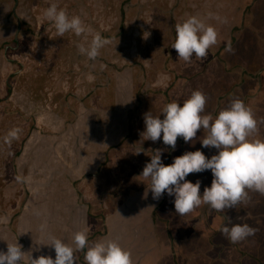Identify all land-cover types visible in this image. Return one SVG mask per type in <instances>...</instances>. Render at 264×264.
Listing matches in <instances>:
<instances>
[{
    "label": "rangeland",
    "instance_id": "374dc122",
    "mask_svg": "<svg viewBox=\"0 0 264 264\" xmlns=\"http://www.w3.org/2000/svg\"><path fill=\"white\" fill-rule=\"evenodd\" d=\"M260 1L264 11V0ZM52 4L65 9L70 16H80L90 29L84 35L88 39L86 45L91 42L96 33L111 38L112 43L100 51V57L103 60L102 71H110L108 66L114 62H117L114 63L116 65H122L126 62L124 56L135 54L134 59H137V54H140L138 58L144 60L143 56L147 55L148 62L146 64L149 63L151 66H144L147 71L155 72L159 69L161 70L159 72H164L162 68L169 69L170 75L166 71L164 73L167 77L166 81H169L170 76L172 79L177 77L178 84L192 81L193 88L197 90L208 88L210 77L211 81L224 77L218 82L220 86H223V94H225V87L229 83L232 85L231 82L236 81L237 78L226 73L224 76L209 75V61L213 59L209 56L210 52H216L221 45L227 44L228 33L233 26L246 24V37L242 38L238 32L236 34L238 42L231 49L229 55L220 60L227 63L228 66H234L237 64L240 54L241 56L245 55L246 66L252 65L250 61L258 49L254 42L255 37L252 29L255 25L259 28L264 24V19H260V15L256 16L253 21H248L249 18L247 21L241 20L244 8L249 4L259 5V0H0L1 180L3 179L2 174L11 171L13 154L18 149L19 141L22 140L20 137L26 131L33 129L34 126V131L31 132V135L34 136L31 141L28 139L29 142L27 141L25 144L28 148L23 160L28 165L30 157H34L35 151H37L35 145H47V139L54 138V135H61L54 130H62L63 119H67V115L71 117L72 112H77L78 105L74 102L75 95L79 99L90 90L89 88H79L80 85L72 86L79 80L82 81L83 77L79 79L67 78V71L62 68L70 67L72 69V61L69 58L66 59L67 67L60 65L55 68L52 65L56 66V61L51 64V60L48 58L54 51L61 54L63 50H70L67 45H69L71 36L76 41L78 40L74 33H65L62 37L57 35L53 22L48 20L45 15V10ZM259 6L257 7L259 8ZM210 13L214 15L210 16ZM191 16H196L206 25L215 27L218 32V42L209 49L207 57L196 58L194 56L190 62H185L182 59L179 60L178 54L172 46L176 40L175 25L184 22ZM217 16L220 19H216ZM46 36H50L48 46L42 45L41 39ZM16 37H18L17 43L14 42ZM146 52L148 53L146 54ZM65 55L69 56L68 53ZM168 56L171 57L168 58ZM260 59L264 66V46ZM46 67L50 68L49 74L46 73ZM224 69L226 72V68ZM68 74H70L69 77H73L72 72H68ZM48 75L53 78V83L49 85L46 81ZM226 79L229 83H224ZM129 81V76L118 79V82L124 84ZM101 82H105L104 77ZM8 85L11 87L10 90L6 88ZM177 85L171 93L172 97L176 98L178 97L176 93H179L182 88ZM46 86L47 89H45ZM253 87L254 85H251L248 89L251 94L260 90ZM250 103L252 101L248 100V106L253 107ZM104 108L110 111L106 106ZM260 114H262V121L259 120L260 125L257 123V126L264 130V103ZM13 128H19L21 132L17 139L6 143L4 138ZM36 131L40 133L36 134ZM39 160L41 158L36 161ZM1 184L4 185L1 182L0 186H2ZM19 188V184H17L15 189ZM16 190L12 189L3 193L0 188V223L7 221L6 218L12 212L16 201L10 197V194L15 193ZM251 204L247 206L248 209ZM255 208L257 211L258 208ZM262 224L264 225V219ZM14 237L12 232L0 228V245L3 244L5 249L8 244H15ZM0 251L4 250L0 249Z\"/></svg>",
    "mask_w": 264,
    "mask_h": 264
},
{
    "label": "crops",
    "instance_id": "0c3cea01",
    "mask_svg": "<svg viewBox=\"0 0 264 264\" xmlns=\"http://www.w3.org/2000/svg\"><path fill=\"white\" fill-rule=\"evenodd\" d=\"M224 56L226 55H222L221 52L218 60L210 62L209 75L224 76V73L228 74L227 68L226 72L224 69L225 62L219 61ZM252 58H254V55ZM210 78L209 87L199 91L203 92L208 98L205 114L216 116L222 109L226 108L221 102V96L226 97V95L223 94V86L218 83L224 77L212 81ZM117 83V100L114 112L111 110L112 112L107 114V110L102 107L95 109L87 107L86 110L85 107L81 106L75 120H70V116L67 115V119H63L62 130H54V132H59L61 135H52L54 138L47 139V145H35L37 151H35L34 157H30L31 160L28 165L23 160L28 146L25 145L21 156L18 158L17 166L19 170L29 168V173L26 176L29 186L25 188L29 190V194L26 198L27 205L23 210V224L21 223L22 226L24 225L23 233L24 230H34L32 237L37 238L36 246L40 245V250L47 248V246H41L45 244V239L37 234L30 220L43 226L41 224L43 221L36 219V215L43 214L47 210L38 209L37 204L34 202L35 199L31 196L36 191L37 195L35 196L40 200H45L43 197L46 199L50 197L53 201H57L58 199L75 196L78 190L75 186L71 187L72 183L75 179L82 178L83 173L88 170V172H92L91 169L94 166L100 165L103 161L102 153L104 150L117 145L119 147L122 145L124 149H128V145L126 146L127 130L125 131L124 124L118 126L119 119H123V117H119L120 114H126L129 108L125 102L126 100L124 101L128 97V84L124 88V83L118 81ZM224 83H229V81L226 79ZM177 84L176 82L175 85ZM177 86L182 88L179 93H176L178 97L175 101L181 104L197 90L193 88L192 81L186 84L179 83ZM174 88L169 93H173ZM89 91L79 99H83L85 96L88 97ZM75 99H77V95ZM75 99L74 102L77 103ZM164 106H166V102ZM162 108L164 109V107ZM162 108L149 104V112L153 116L161 115ZM218 108L219 111H217ZM107 115H110L112 123L109 121L103 124ZM94 116H99V120L95 122L96 127H90L87 121L93 119ZM139 123L141 125V121ZM93 131L98 137L94 136L91 140L89 136ZM37 132L40 133L39 131L35 133L37 134ZM206 135L207 131L201 129L198 131L197 136L193 138V141L188 143H185L182 137L178 138L175 150L171 146L165 145L162 138L155 142L146 139L145 148L147 151L153 150L154 152L161 150L162 162L165 165L171 164L175 157L189 151L202 150L206 156L211 157L217 154V149L202 148L200 142ZM33 136L28 137L29 141L32 140ZM39 158L41 160L36 161ZM58 168L64 170V173L69 175L66 177L70 179L68 182L69 188L62 190L64 193H61L60 189L55 186L51 189L46 187L50 181L55 180L57 184L58 181L64 180L63 173L57 171ZM186 179L193 183L200 180L202 182L201 194H203L204 187L211 186L213 175L210 170H206L202 173L190 174ZM63 182L65 185L68 184L65 181ZM133 186H136V190H131L133 192L125 196L126 203L124 206L119 208L115 214L109 216L107 221L109 234L106 237L115 240L123 248L130 250L133 264H264V225L262 224L264 213H258V210H255V207L258 208L261 204H264V197L260 192L248 190L247 200L238 204L248 214L242 212V209L238 206L225 209L223 212H217L209 205L202 204L190 213L179 215L175 211L174 197H170L165 193L159 200L153 199L150 181L138 177ZM71 200L75 199L71 198ZM250 203L252 204L248 209L247 206ZM252 206L254 209H251ZM254 217L261 218V224L257 225L256 228V236L252 237V235L242 241L232 243L223 234L222 228L226 225L231 227L233 224H248L254 229V225L249 224ZM3 247L4 245L1 244L0 249ZM31 257H33L32 254L29 255V261Z\"/></svg>",
    "mask_w": 264,
    "mask_h": 264
},
{
    "label": "flooded vegetation",
    "instance_id": "af4514ba",
    "mask_svg": "<svg viewBox=\"0 0 264 264\" xmlns=\"http://www.w3.org/2000/svg\"><path fill=\"white\" fill-rule=\"evenodd\" d=\"M261 3L262 2L259 0L260 6H254L252 4L247 5L246 8H244L241 20L247 21L248 18H251L250 20L248 19V21H253V19H256V16L259 15L260 19H264V17H262L264 15V11L262 9ZM257 6H259V8ZM255 26L252 31H254V40L256 43V48L258 49L254 52V58H252L251 61L252 65L246 66L245 55L241 56L240 54L236 65L228 66L227 63H224L225 68L228 70V75H234L236 76L234 78L237 79L236 81L233 80L231 82L232 85L229 83V87H226V97L221 96V102H225H222V104H224V107L226 108L230 105V101L234 100L235 96L236 99L243 101L246 105H248V100L249 102L252 101V103H250L252 106L255 102V107H251V109L255 119L257 120V123L260 125L259 120L262 121V114H260V111L264 103V94H262L264 93V66H262L260 59L264 46V24L259 28ZM246 31V24L233 26V28L228 33L229 37L227 44L221 45L216 52H210L209 56L213 57V59L209 62L216 59L218 60L221 52L222 55H229L230 51H227L226 49H228L229 46L232 49L238 42L236 34L239 32L242 35V38H245ZM48 38H50V36H46L45 38L41 39L43 41L42 45L48 46ZM77 39L78 40L76 41L71 36L69 45H67L70 50H63L62 53H64V55L54 51L52 52L51 57L48 58L51 60V64L56 61V66H54V64L52 65L54 68L60 67V65L61 67H67L66 59L69 58L72 61V69H70V67L62 68V70L67 71V78L79 79L83 77L82 81L79 80L77 83L72 84V86L77 87L80 85L79 88H90L88 97L85 96L83 99H75L76 95L74 97L75 101L77 102L78 109L80 107V110L81 106L85 107L86 110L87 107L90 109L91 107L95 109L101 107L104 108L106 106L108 110H110L109 112L106 111L107 114L111 113V110L114 112L115 103L117 100V81L118 79H124L125 76H129L130 81L127 83L128 97L125 99V102L129 108L126 114H120L119 117H123V119H119L118 122V126H123L122 124H124L125 131L127 130L126 146L128 145V149H124L122 145L120 147L117 145L104 150L102 153L103 161H101L100 165L94 166L91 169L92 172H88V170L87 172L83 173L82 178L75 179L72 183L71 187L75 186L78 190L75 196L58 199L57 201H53L50 197H47V199L43 197L45 200H48L46 202L45 200L41 199L43 201L42 202L40 198L35 196L37 195V191L31 196L33 199H35L34 202L37 204L38 209L47 210V212L43 214L36 215V219L43 221L41 222V224H43V230L41 229L40 223L30 220L32 227L36 229L37 234L44 237L45 239V244L41 246H47V248L40 250V245L36 246L37 238L32 237L34 230H24L23 233L24 225L22 226V217L23 210L27 205L26 198L29 194V190L25 189L27 186H29L28 180L26 178L27 174L29 173V168L19 170L17 166V161H19L18 158L21 156L28 137H30L31 132L34 130V126L33 129L31 128V130L26 131V133L20 137L22 140L19 141L18 149L13 154L14 160L10 167L11 171L10 173L2 174L3 179H0V183L2 182L4 184H1L2 186H0V188L3 190V193L4 191L7 192L15 189L17 184H19L20 188L15 191L16 193L10 194V197L16 202L12 208L10 216L6 218L7 221L0 223V228L12 232L15 235V244H19L22 247V250L27 254L23 258L21 264H30V254L33 255V258H38L42 255H50L53 259H55V251L51 246H49L51 243L49 235H54L57 238L63 240L65 243L72 244L74 234L78 231L87 229L90 245L107 237L109 234V228L107 224L109 216L115 214L119 208L124 206L126 203L125 196L130 195L133 192L131 190L136 188V186H133L135 180L141 175L146 164L150 162L151 156L155 154L153 150L147 151L145 148L146 138L142 137V133L145 131L144 115L149 112V104L151 103L159 106V108H162L165 107V102L167 105L168 103L177 99L176 97H172L171 93H169L170 90L175 87L177 77L172 79L170 76L168 79L169 81H166L167 77L164 73L166 71L170 75V71L169 69L165 68H162V71L164 72H159L161 71L159 69L155 72L147 71L144 66L151 67L149 63L148 65L146 64V62H148V58H146L147 55L143 56L145 58L144 60H140L138 58L140 57V54H137V59H134L135 54L124 56L126 62L120 66L114 64L117 62L109 64L108 61H106L109 64L108 67H110V71H102L103 60L100 55L95 60H91L87 58L86 55L79 52L78 45L83 43L85 46H87L86 43L88 39H86L85 36L78 37ZM14 42H18V37L14 39ZM67 53L69 56L65 55ZM147 53L148 52H146V54ZM169 57L171 56H168V58ZM68 72H72L71 75H73V77H69L68 75L70 74H68ZM46 73H50L49 67H46ZM50 75H48L46 79L48 83L47 85L53 83V78ZM102 77H104L105 82L100 83ZM125 85L126 83L123 85V87ZM251 85H254L256 90H258V88L260 90L254 94L249 93L248 89ZM9 86L10 85H8L6 88L10 90L11 87ZM45 89H47V86ZM75 89L79 90L77 88ZM151 99H153V101H151ZM217 111H219V108ZM77 113L78 110L76 113L72 112L70 120H75ZM105 119L106 121L103 122V124L109 121L112 123L110 115L105 116ZM98 120L99 116H94L93 119L87 121V124L90 127H96L95 122ZM139 121H141V125ZM34 125L37 126L36 124ZM94 136H97V134L93 131L89 138L93 140ZM254 138L264 140V130H262L261 127L257 126L256 131L250 136V139ZM99 156L101 157V154ZM57 171L63 173L62 177L64 180L61 182L58 181L57 184L55 180L50 181L46 187L47 189H51L55 186L57 189H60L59 191L61 193H64L62 190L69 188L68 182L70 179L66 177L69 175L64 173V170H59V168ZM18 175L19 177L24 176L26 180L24 182H18L16 179ZM63 181L68 184H63ZM262 197H264V194H262ZM71 198L75 200H71ZM237 206L241 208V206ZM263 206L264 205L261 204L258 207V213H264L263 208L259 209ZM241 209L242 212H246L248 214L245 209ZM76 211L77 213H75ZM249 224L254 225L255 233L252 236L254 237L257 235L256 228L257 225L261 224V218L254 217ZM2 250H4V252L7 251V249L4 247ZM86 250L87 249L83 251H77L75 253V255L78 257L77 264H86L84 259Z\"/></svg>",
    "mask_w": 264,
    "mask_h": 264
},
{
    "label": "clouds",
    "instance_id": "9594fccd",
    "mask_svg": "<svg viewBox=\"0 0 264 264\" xmlns=\"http://www.w3.org/2000/svg\"><path fill=\"white\" fill-rule=\"evenodd\" d=\"M48 20L53 22L58 36L74 33L84 36L90 29L78 15H69L65 9L52 4L45 10ZM210 16L214 14L210 13ZM216 19H220L218 16ZM176 40L172 48L179 60L190 62L193 57L205 58L209 49L218 42L215 27L206 25L196 16H191L175 25ZM111 38L96 33L85 46L78 45L79 52L95 60L101 49L111 44ZM227 51H231L229 46ZM207 96L194 91L182 104L177 101L168 103L161 115L151 112L144 115L145 131L142 137L159 141L175 150L178 138L185 143L193 141L199 130L207 131L202 139V148H215L217 154L208 157L202 150L185 152L175 157L173 162H162V151L156 150L151 160L143 168L139 177L150 181L153 199L159 200L165 193L174 197L176 213L185 215L200 207L209 205L217 212L236 207L248 198V190L264 194V140L250 139L257 129V120L250 106L239 99L232 100L227 108L216 116L205 114ZM163 117V118H161ZM21 129H11L4 138L6 143L17 139ZM210 170L213 180L210 187H204L201 194V181L195 183L186 178L193 173ZM18 182L26 178L16 177ZM43 230V226H41ZM223 234L237 243L254 235L255 229L248 224H233L222 228ZM50 245L55 251L52 256L31 257L30 264H77V251L85 249L86 264H133L132 253L115 240L107 239L91 244L88 230L74 234L72 244L65 243L54 235H49ZM74 244V247H73ZM27 254L19 244H8L7 251H0V264H21Z\"/></svg>",
    "mask_w": 264,
    "mask_h": 264
}]
</instances>
